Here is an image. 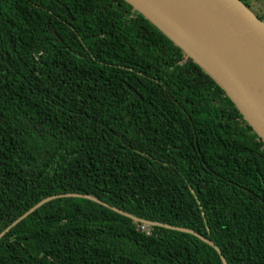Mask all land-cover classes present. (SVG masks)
<instances>
[{
  "label": "trees",
  "instance_id": "trees-1",
  "mask_svg": "<svg viewBox=\"0 0 264 264\" xmlns=\"http://www.w3.org/2000/svg\"><path fill=\"white\" fill-rule=\"evenodd\" d=\"M66 194L264 264V145L212 79L123 0H0V233ZM0 264L222 262L63 197L0 239Z\"/></svg>",
  "mask_w": 264,
  "mask_h": 264
},
{
  "label": "water",
  "instance_id": "water-1",
  "mask_svg": "<svg viewBox=\"0 0 264 264\" xmlns=\"http://www.w3.org/2000/svg\"><path fill=\"white\" fill-rule=\"evenodd\" d=\"M142 15L225 93L264 145V21L241 0H123ZM84 198L147 227L193 235L220 255L197 233L147 222L97 199L66 194L43 199L0 233V239L44 204L56 198Z\"/></svg>",
  "mask_w": 264,
  "mask_h": 264
},
{
  "label": "rangeland",
  "instance_id": "rangeland-1",
  "mask_svg": "<svg viewBox=\"0 0 264 264\" xmlns=\"http://www.w3.org/2000/svg\"><path fill=\"white\" fill-rule=\"evenodd\" d=\"M248 4V8L256 15L261 16L264 13V0H241Z\"/></svg>",
  "mask_w": 264,
  "mask_h": 264
}]
</instances>
